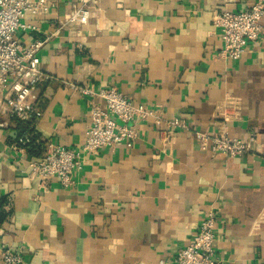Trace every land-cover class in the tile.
Returning <instances> with one entry per match:
<instances>
[{"label":"crops","instance_id":"crops-1","mask_svg":"<svg viewBox=\"0 0 264 264\" xmlns=\"http://www.w3.org/2000/svg\"><path fill=\"white\" fill-rule=\"evenodd\" d=\"M32 1L16 40L44 42L39 137L79 153L83 165L68 188L35 177L36 154L13 149L22 125L0 92V264L7 249L22 264H172L211 208L218 264H264V31L232 61L214 24L218 13L264 0H95L86 25L67 23L79 0ZM72 85L114 87L162 111L164 126L139 121L131 148L82 154L90 101L102 100ZM228 96L240 111L224 122ZM173 119L188 129H168ZM220 127L242 141L254 132L252 153L203 151L194 133Z\"/></svg>","mask_w":264,"mask_h":264},{"label":"built area","instance_id":"built-area-1","mask_svg":"<svg viewBox=\"0 0 264 264\" xmlns=\"http://www.w3.org/2000/svg\"><path fill=\"white\" fill-rule=\"evenodd\" d=\"M95 0H79V5L70 15L67 23L86 25L92 16ZM32 0H0V92L3 104L12 120H17L22 129L13 144L17 152L34 151L36 157L32 173L41 179L57 178L68 188L73 184L72 176L82 169V157L74 150L39 137L38 124L43 112L38 107V88L44 81L39 69L38 52L43 41H36L29 47H22L16 40L20 30H27L23 20L28 12L35 9ZM48 7L44 8L47 11ZM264 1L252 4L249 10L218 13L214 24L221 30L224 47L221 55L228 60L239 61L247 51L250 42H256L264 31ZM81 96L100 98L102 104L91 103V122L81 146L82 154L113 150L119 146L131 148L139 139L137 122L152 120L157 128L164 126L162 111L134 104L116 88L110 87L95 92L92 88L72 85ZM240 104L233 96L226 98L224 122L235 118ZM119 122H122L120 124ZM220 126H224L223 123ZM168 129L187 130L184 122L173 119L166 124ZM201 149L212 157L224 155L238 157L252 153L254 132L248 140L230 138L220 127L215 134L195 132ZM218 214L211 208L204 218L192 242L183 248L172 264H218L216 258V226ZM4 264H22L20 254L5 250Z\"/></svg>","mask_w":264,"mask_h":264},{"label":"trees","instance_id":"trees-1","mask_svg":"<svg viewBox=\"0 0 264 264\" xmlns=\"http://www.w3.org/2000/svg\"><path fill=\"white\" fill-rule=\"evenodd\" d=\"M1 216V215H0Z\"/></svg>","mask_w":264,"mask_h":264}]
</instances>
